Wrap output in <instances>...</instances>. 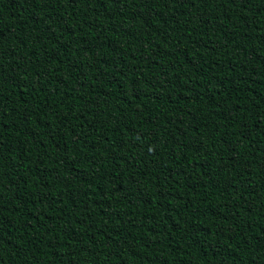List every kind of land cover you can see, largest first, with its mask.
Returning a JSON list of instances; mask_svg holds the SVG:
<instances>
[{
    "label": "trees",
    "instance_id": "obj_1",
    "mask_svg": "<svg viewBox=\"0 0 264 264\" xmlns=\"http://www.w3.org/2000/svg\"><path fill=\"white\" fill-rule=\"evenodd\" d=\"M0 264H264V0H0Z\"/></svg>",
    "mask_w": 264,
    "mask_h": 264
}]
</instances>
